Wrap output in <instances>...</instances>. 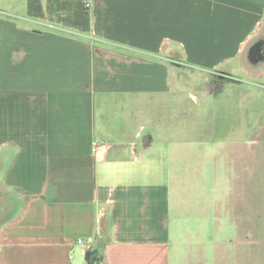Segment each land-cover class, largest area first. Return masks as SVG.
<instances>
[{
  "label": "crops",
  "instance_id": "crops-1",
  "mask_svg": "<svg viewBox=\"0 0 264 264\" xmlns=\"http://www.w3.org/2000/svg\"><path fill=\"white\" fill-rule=\"evenodd\" d=\"M263 27L264 0H2L0 264H231Z\"/></svg>",
  "mask_w": 264,
  "mask_h": 264
},
{
  "label": "rangeland",
  "instance_id": "rangeland-1",
  "mask_svg": "<svg viewBox=\"0 0 264 264\" xmlns=\"http://www.w3.org/2000/svg\"><path fill=\"white\" fill-rule=\"evenodd\" d=\"M253 47L258 48H256L258 55L254 57L256 61L249 58V52ZM247 55L246 71L238 73V81H236L238 82V177L234 193L238 192V212L233 214L232 218H238V234L228 226L225 234L228 240H225L227 247L230 245V249L226 251L222 248L214 257L210 255V258L212 261L213 258L214 261L220 258H232L230 263L235 264L234 258L238 257V264H264V27ZM223 79L235 82L225 76ZM214 162L217 168H211L210 174L213 176L216 173L215 176L218 178L222 169H219L218 159ZM211 184L213 187L214 184ZM234 198L231 202L232 210L235 204ZM3 207L9 209L12 205L0 199V208ZM212 219L210 218V222L214 224L216 219L214 222ZM230 240L231 242H228Z\"/></svg>",
  "mask_w": 264,
  "mask_h": 264
},
{
  "label": "water",
  "instance_id": "water-1",
  "mask_svg": "<svg viewBox=\"0 0 264 264\" xmlns=\"http://www.w3.org/2000/svg\"><path fill=\"white\" fill-rule=\"evenodd\" d=\"M257 47H253L251 50H250V52H249V58L252 60V59H254V57L255 56H257L258 54V51H257V49H256ZM253 61V60H252ZM254 61H256L255 59H254Z\"/></svg>",
  "mask_w": 264,
  "mask_h": 264
},
{
  "label": "built area",
  "instance_id": "built-area-1",
  "mask_svg": "<svg viewBox=\"0 0 264 264\" xmlns=\"http://www.w3.org/2000/svg\"><path fill=\"white\" fill-rule=\"evenodd\" d=\"M78 243L80 244V243H82V241L81 240H78Z\"/></svg>",
  "mask_w": 264,
  "mask_h": 264
}]
</instances>
